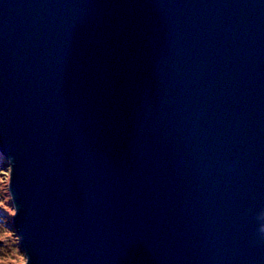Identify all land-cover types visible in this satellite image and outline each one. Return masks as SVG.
Here are the masks:
<instances>
[{
	"label": "water",
	"instance_id": "1",
	"mask_svg": "<svg viewBox=\"0 0 264 264\" xmlns=\"http://www.w3.org/2000/svg\"><path fill=\"white\" fill-rule=\"evenodd\" d=\"M0 153L24 264H264V0H0Z\"/></svg>",
	"mask_w": 264,
	"mask_h": 264
},
{
	"label": "rangeland",
	"instance_id": "2",
	"mask_svg": "<svg viewBox=\"0 0 264 264\" xmlns=\"http://www.w3.org/2000/svg\"><path fill=\"white\" fill-rule=\"evenodd\" d=\"M0 216L5 220L0 221V226L8 232H12V219L14 216V207L12 205L11 197L9 194V167L8 161H0ZM1 220V219H0ZM4 223V224H3ZM0 264H23L24 256L19 249V239L13 234V237L0 241ZM16 249L17 254L13 255L12 250ZM21 256L22 261H18Z\"/></svg>",
	"mask_w": 264,
	"mask_h": 264
},
{
	"label": "snow or ice",
	"instance_id": "3",
	"mask_svg": "<svg viewBox=\"0 0 264 264\" xmlns=\"http://www.w3.org/2000/svg\"><path fill=\"white\" fill-rule=\"evenodd\" d=\"M12 237H13L12 233L8 232L6 229H4L2 226H0V241L10 239ZM12 252H13V255L17 254L16 249H13ZM22 259L23 258L21 256L18 257V261H22Z\"/></svg>",
	"mask_w": 264,
	"mask_h": 264
},
{
	"label": "trees",
	"instance_id": "4",
	"mask_svg": "<svg viewBox=\"0 0 264 264\" xmlns=\"http://www.w3.org/2000/svg\"><path fill=\"white\" fill-rule=\"evenodd\" d=\"M2 159H3V158H1V156H0V161H2ZM0 171H1V170H0ZM1 172H2V171H1ZM0 219H1V220H0L1 222H2V220H5V219L2 218L1 216H0ZM3 224H4V223H3ZM10 233H11V232H10ZM0 250H1V248H0Z\"/></svg>",
	"mask_w": 264,
	"mask_h": 264
},
{
	"label": "clouds",
	"instance_id": "5",
	"mask_svg": "<svg viewBox=\"0 0 264 264\" xmlns=\"http://www.w3.org/2000/svg\"><path fill=\"white\" fill-rule=\"evenodd\" d=\"M0 156H1V158H3V160L5 159V157L0 153ZM6 160V159H5ZM24 263H25V261H24ZM23 263V264H24Z\"/></svg>",
	"mask_w": 264,
	"mask_h": 264
}]
</instances>
